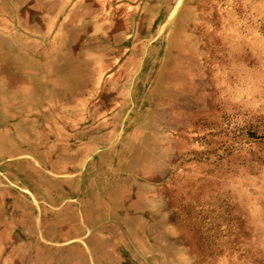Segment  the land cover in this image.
I'll return each instance as SVG.
<instances>
[{"label":"rangeland","instance_id":"1","mask_svg":"<svg viewBox=\"0 0 264 264\" xmlns=\"http://www.w3.org/2000/svg\"><path fill=\"white\" fill-rule=\"evenodd\" d=\"M0 264H264V0H0Z\"/></svg>","mask_w":264,"mask_h":264}]
</instances>
